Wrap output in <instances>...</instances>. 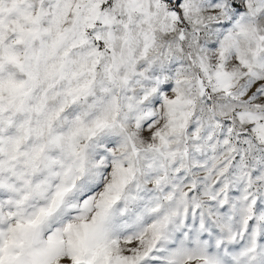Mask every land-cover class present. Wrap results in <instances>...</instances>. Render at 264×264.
Masks as SVG:
<instances>
[{"label":"snow or ice","instance_id":"1","mask_svg":"<svg viewBox=\"0 0 264 264\" xmlns=\"http://www.w3.org/2000/svg\"><path fill=\"white\" fill-rule=\"evenodd\" d=\"M0 264H264V0H0Z\"/></svg>","mask_w":264,"mask_h":264}]
</instances>
